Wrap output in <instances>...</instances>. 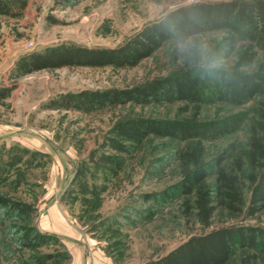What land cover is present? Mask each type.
I'll list each match as a JSON object with an SVG mask.
<instances>
[{
	"label": "rangeland",
	"instance_id": "obj_1",
	"mask_svg": "<svg viewBox=\"0 0 264 264\" xmlns=\"http://www.w3.org/2000/svg\"><path fill=\"white\" fill-rule=\"evenodd\" d=\"M2 1H11L13 15L0 14V90L9 91L0 100V264H71L73 255L82 264H157L189 237L206 232L182 217L175 191L181 177L177 142L150 136L132 154L112 146L119 141L117 123L137 117L173 119L181 103H128L88 112L57 108L66 96L131 88L184 69H205L185 63L172 42L134 67H63L20 74L17 66L31 54L54 48H115L179 7L230 0ZM20 2H25L21 9ZM224 35L215 31L200 36L209 58L223 60L222 69L233 63V55L223 49ZM259 101L264 95L242 106L208 102L201 116L248 113ZM245 124L206 141V160L224 150L244 158ZM213 178L212 169L208 180ZM17 202L29 207L25 216L10 211ZM50 206L59 209L76 241L70 250L56 236L34 249L23 248L31 228L52 235L44 233L40 222ZM229 224L264 227V212L252 219L216 218L211 228Z\"/></svg>",
	"mask_w": 264,
	"mask_h": 264
},
{
	"label": "trees",
	"instance_id": "obj_2",
	"mask_svg": "<svg viewBox=\"0 0 264 264\" xmlns=\"http://www.w3.org/2000/svg\"><path fill=\"white\" fill-rule=\"evenodd\" d=\"M10 2L0 0V14L13 15ZM24 6L25 2H20L19 8ZM215 31L225 32L223 49L233 55L229 68L211 72L188 68L141 86L66 96L64 104L57 105L88 112L128 103L182 104L173 119L137 117L114 126L119 141L113 140L112 146L119 153L132 154L150 136L178 143L181 177L175 191L181 197L182 217L208 229L189 237L157 264H264V227L229 224L211 228L216 218L220 222L240 216L252 219L264 212V101L248 113L217 119L201 116V107L208 102L242 106L264 95V0L190 4L166 13L118 47L54 48L31 54L17 66L20 74L63 67H134L166 42L176 44L174 33L200 37ZM183 61L188 59L183 57ZM8 92L0 90V100ZM244 122V158L224 150L211 162L206 160L204 143L236 132ZM212 169L214 178L209 181ZM10 211L21 217L29 207L17 202ZM30 231L23 248L34 249L46 244L49 237L56 239L37 229Z\"/></svg>",
	"mask_w": 264,
	"mask_h": 264
},
{
	"label": "clouds",
	"instance_id": "obj_3",
	"mask_svg": "<svg viewBox=\"0 0 264 264\" xmlns=\"http://www.w3.org/2000/svg\"><path fill=\"white\" fill-rule=\"evenodd\" d=\"M176 49L179 55L187 58L192 63H197L206 71L218 70L224 67V62L219 58H209L207 43L199 36L174 33Z\"/></svg>",
	"mask_w": 264,
	"mask_h": 264
},
{
	"label": "crops",
	"instance_id": "obj_4",
	"mask_svg": "<svg viewBox=\"0 0 264 264\" xmlns=\"http://www.w3.org/2000/svg\"><path fill=\"white\" fill-rule=\"evenodd\" d=\"M40 222L42 223V229H44L43 231H45L44 233L56 236L68 249L72 246V243L76 241L77 235H75L74 231L66 225L61 212L54 206L46 208V213L41 217ZM71 253L72 251L70 254ZM97 255L98 257H101L99 254ZM81 259L82 258L78 257V255H73L71 264H82L83 262ZM85 263L86 262H84V264Z\"/></svg>",
	"mask_w": 264,
	"mask_h": 264
}]
</instances>
